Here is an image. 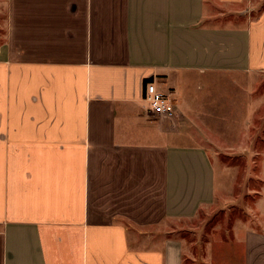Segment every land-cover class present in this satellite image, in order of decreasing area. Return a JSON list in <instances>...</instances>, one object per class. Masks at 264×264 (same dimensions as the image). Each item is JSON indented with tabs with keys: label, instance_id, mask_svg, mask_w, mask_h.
<instances>
[{
	"label": "crops",
	"instance_id": "0c3cea01",
	"mask_svg": "<svg viewBox=\"0 0 264 264\" xmlns=\"http://www.w3.org/2000/svg\"><path fill=\"white\" fill-rule=\"evenodd\" d=\"M245 2L8 0L0 264H186L172 222L219 199L196 127L218 79L264 73V11ZM148 82L174 93L172 121L147 111ZM258 201L242 258L212 246L207 264H264V189Z\"/></svg>",
	"mask_w": 264,
	"mask_h": 264
},
{
	"label": "rangeland",
	"instance_id": "374dc122",
	"mask_svg": "<svg viewBox=\"0 0 264 264\" xmlns=\"http://www.w3.org/2000/svg\"><path fill=\"white\" fill-rule=\"evenodd\" d=\"M244 4H250L252 18L264 11V0H249ZM236 8L242 10V6ZM8 21V0H0V41L5 39ZM218 80L214 85L218 102L213 109L204 111L206 117H212L207 120L202 117L206 124L196 127L217 168L218 203L202 210L193 222L171 224V230L176 231L171 238H179L190 248L185 249L186 264H207L212 246L218 257L240 260L246 232L260 231L258 200L264 189V73ZM195 88L198 92L204 90L199 91L197 84ZM252 245L258 246V240ZM253 253L255 257L251 260L256 262L259 254Z\"/></svg>",
	"mask_w": 264,
	"mask_h": 264
},
{
	"label": "built area",
	"instance_id": "2783aa9c",
	"mask_svg": "<svg viewBox=\"0 0 264 264\" xmlns=\"http://www.w3.org/2000/svg\"><path fill=\"white\" fill-rule=\"evenodd\" d=\"M143 100L147 111L155 117L172 121L176 117V98L172 91H161L155 82H148L144 87Z\"/></svg>",
	"mask_w": 264,
	"mask_h": 264
}]
</instances>
